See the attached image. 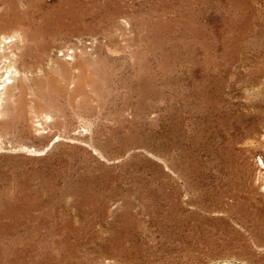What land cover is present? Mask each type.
<instances>
[{
    "label": "rangeland",
    "instance_id": "1",
    "mask_svg": "<svg viewBox=\"0 0 264 264\" xmlns=\"http://www.w3.org/2000/svg\"><path fill=\"white\" fill-rule=\"evenodd\" d=\"M0 264H264V0H0Z\"/></svg>",
    "mask_w": 264,
    "mask_h": 264
},
{
    "label": "bare ground",
    "instance_id": "2",
    "mask_svg": "<svg viewBox=\"0 0 264 264\" xmlns=\"http://www.w3.org/2000/svg\"><path fill=\"white\" fill-rule=\"evenodd\" d=\"M92 202V201H91ZM82 204V203H81ZM92 204V203H91ZM80 206V205H79ZM78 208V207H77Z\"/></svg>",
    "mask_w": 264,
    "mask_h": 264
}]
</instances>
